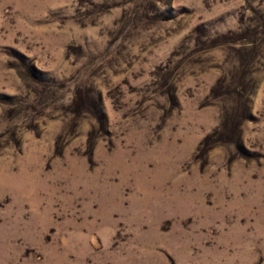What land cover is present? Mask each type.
Returning <instances> with one entry per match:
<instances>
[{
	"label": "rangeland",
	"instance_id": "1",
	"mask_svg": "<svg viewBox=\"0 0 264 264\" xmlns=\"http://www.w3.org/2000/svg\"><path fill=\"white\" fill-rule=\"evenodd\" d=\"M0 264H264V0H0Z\"/></svg>",
	"mask_w": 264,
	"mask_h": 264
}]
</instances>
